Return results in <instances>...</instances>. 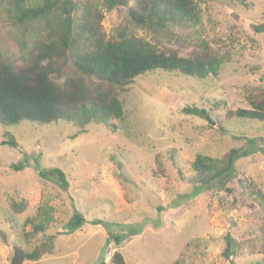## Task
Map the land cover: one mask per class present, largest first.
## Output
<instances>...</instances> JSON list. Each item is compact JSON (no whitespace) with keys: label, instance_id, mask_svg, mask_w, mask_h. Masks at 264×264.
Wrapping results in <instances>:
<instances>
[{"label":"rangeland","instance_id":"1","mask_svg":"<svg viewBox=\"0 0 264 264\" xmlns=\"http://www.w3.org/2000/svg\"><path fill=\"white\" fill-rule=\"evenodd\" d=\"M199 8V26L135 32L182 56L197 38L209 40L229 56L217 78L161 70L136 78L122 96L125 116L115 122V134L95 123L85 133L63 121L0 125V264H13L16 248L31 251L49 236L51 251L21 264H113L116 252L126 264H256L262 258L256 249L264 211L246 206L253 201L239 180L264 192V127L229 121L225 113L249 107L246 86L264 88V0H199ZM104 15L108 34L128 17L126 8ZM16 37L0 12V47L10 55L18 50ZM6 132L19 148L2 143ZM238 147L246 151L236 176L224 187L200 191L192 182L194 155L218 159ZM19 199L28 205L16 213L11 204ZM50 208L46 232L33 235L29 219ZM75 215L82 225L60 234ZM228 242L232 248L224 256Z\"/></svg>","mask_w":264,"mask_h":264},{"label":"trees","instance_id":"2","mask_svg":"<svg viewBox=\"0 0 264 264\" xmlns=\"http://www.w3.org/2000/svg\"><path fill=\"white\" fill-rule=\"evenodd\" d=\"M0 4V12L16 32L18 47L14 55L0 47V125L3 127L63 121L78 127L79 133H85L86 127L95 123L115 134V122L125 116L122 96L136 78L156 70L199 80L217 78L229 61L228 55L203 37L192 41L187 56H182L169 44L151 42L135 32V28L199 26L202 20L199 0H0ZM121 8H126L128 17L108 34L103 26L104 11ZM250 69L254 73L260 71L259 66ZM261 79L264 81V72ZM245 92L249 107L227 109L226 118L259 122L264 127V88L246 86ZM221 104L216 102L214 107L220 109ZM183 111L193 114L191 108ZM219 128L226 133L220 121ZM5 137L3 144L19 148L14 135L6 132ZM245 151L246 147L232 148L218 159L196 153L192 182L200 191L224 187L236 176V162ZM239 186L243 195L252 198L253 204L246 206H257L264 211V192L256 184L242 180ZM27 205L22 199L11 204L16 213L23 212ZM37 212V217L29 219L33 235L45 233L52 221L51 208ZM83 222V218L75 215L59 233L72 234ZM259 230L261 242L256 254L262 258L256 264H264V220ZM49 238L25 251L26 259L38 262L51 251L54 237ZM120 238L115 239L119 242ZM231 248L228 242L223 255H229ZM111 261L126 264L119 252Z\"/></svg>","mask_w":264,"mask_h":264},{"label":"water","instance_id":"3","mask_svg":"<svg viewBox=\"0 0 264 264\" xmlns=\"http://www.w3.org/2000/svg\"><path fill=\"white\" fill-rule=\"evenodd\" d=\"M25 257H26L25 253L20 249L16 248V254L13 260V264H21L22 261L25 259Z\"/></svg>","mask_w":264,"mask_h":264}]
</instances>
